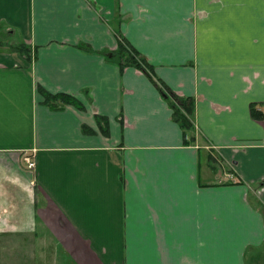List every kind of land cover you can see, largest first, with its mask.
Wrapping results in <instances>:
<instances>
[{
  "label": "crops",
  "instance_id": "obj_1",
  "mask_svg": "<svg viewBox=\"0 0 264 264\" xmlns=\"http://www.w3.org/2000/svg\"><path fill=\"white\" fill-rule=\"evenodd\" d=\"M0 29L36 49L0 50V264H247L262 248L264 0H0ZM121 38L195 99V144L147 73L78 45ZM39 85L84 107L51 108Z\"/></svg>",
  "mask_w": 264,
  "mask_h": 264
},
{
  "label": "trees",
  "instance_id": "obj_2",
  "mask_svg": "<svg viewBox=\"0 0 264 264\" xmlns=\"http://www.w3.org/2000/svg\"><path fill=\"white\" fill-rule=\"evenodd\" d=\"M14 35L15 32L13 33V31L11 36L10 32L1 31L0 29V50H4L5 52H17L28 61L33 62L36 57V49L19 37H14ZM78 45L87 51L104 55L107 60L119 64L122 68L135 66L147 73L159 87L163 96L172 107V119L181 126L184 134V143L186 145L195 144L197 140L195 124L196 101L193 97L177 94L163 81L156 78L153 73V68L147 59L135 49L127 46V42H125L123 38L120 39L118 49L116 50L103 49L95 51L84 42H79ZM38 90L44 96V103L51 108L59 109L66 104L76 105L79 108L84 107L83 104L71 94H53L40 85L38 86ZM251 113L256 119H264V103H253L251 105ZM98 121L104 127L107 125L106 118L98 117ZM247 264H264V245L262 248H250L247 255Z\"/></svg>",
  "mask_w": 264,
  "mask_h": 264
},
{
  "label": "built area",
  "instance_id": "obj_3",
  "mask_svg": "<svg viewBox=\"0 0 264 264\" xmlns=\"http://www.w3.org/2000/svg\"><path fill=\"white\" fill-rule=\"evenodd\" d=\"M24 161L26 163L27 169L30 171H35L37 169V160L34 153H29L24 156Z\"/></svg>",
  "mask_w": 264,
  "mask_h": 264
}]
</instances>
